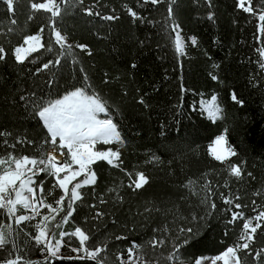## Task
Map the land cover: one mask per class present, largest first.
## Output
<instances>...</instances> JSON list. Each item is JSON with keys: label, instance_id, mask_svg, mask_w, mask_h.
Segmentation results:
<instances>
[{"label": "trees", "instance_id": "1", "mask_svg": "<svg viewBox=\"0 0 264 264\" xmlns=\"http://www.w3.org/2000/svg\"><path fill=\"white\" fill-rule=\"evenodd\" d=\"M32 2L43 0H14L11 10L6 0H0V47L5 50L0 59V132L11 134L0 136V155L39 156L52 147L43 144L50 136L38 109L77 88L101 98L107 111L98 118H110L123 140L122 145H96L94 150L119 148V167L103 160L91 166L96 182L79 189L82 198L73 205L69 221L55 229L56 239L60 231L81 227L90 237L86 247L107 245L100 253L104 264H118L117 255L125 253L133 241L142 245L138 252L149 264H172L167 256L191 235L181 232L187 228L195 235L179 248L183 264L234 245L244 221L230 222L232 212L252 218L264 210V61L258 51L264 49V22L259 20L264 2L251 0L249 5L246 0L245 7H252L253 14L240 8L238 0H161L157 4L57 0L61 14L55 18L32 10ZM128 8L140 19H134ZM175 25L184 42L183 55L175 49ZM53 27L73 46L71 54L60 55ZM37 33L44 47L18 62L13 49ZM49 61L53 63L44 69ZM233 93L240 102L232 99ZM213 95L222 111L212 121L197 103ZM223 134L237 153L229 163L241 165L240 177L231 175L226 163L209 154L208 146ZM13 144L15 149L9 147ZM136 172L148 177L139 189L129 187ZM35 179L43 182L45 194L52 191L46 202L56 207L54 198L63 192L53 190L55 179L45 174ZM190 180L194 183L186 186ZM206 183L211 193L204 188ZM222 196L233 204H226ZM237 203L241 208H235ZM256 205L260 207L253 211ZM47 211L42 208L40 216L19 225H11L8 215L0 211V228L11 225L10 233L4 228L10 242L0 248V261L20 256L18 264H97L79 256L34 260L44 257L43 246L32 239L37 231L34 225ZM67 211L66 199L64 212L49 227ZM97 212L103 215L97 217ZM260 224L249 249L238 253L241 264H264V219ZM154 236L165 243L153 248L148 242ZM257 252H261L258 259Z\"/></svg>", "mask_w": 264, "mask_h": 264}, {"label": "snow or ice", "instance_id": "2", "mask_svg": "<svg viewBox=\"0 0 264 264\" xmlns=\"http://www.w3.org/2000/svg\"><path fill=\"white\" fill-rule=\"evenodd\" d=\"M9 9L13 8L14 0H6ZM63 2V0H61ZM152 4H157L161 0H145ZM174 2V0H171ZM246 0H239V7L243 8L246 12L255 14V10L252 7H245ZM248 4H251V0H247ZM264 2V0H262ZM34 11L43 10L50 13L51 18L58 17L61 14L60 4L57 0H43V2H32L30 5ZM129 14L134 19H140L138 14L131 8L127 9ZM89 14H92L91 9H86ZM172 14V8L169 7V15ZM114 16H106L105 19H115ZM259 20L264 22V9L260 10ZM179 25H175L173 31L176 32L175 36V49L178 54L183 55V41L179 34ZM43 30L41 29V32ZM261 31L264 32V23L261 24ZM53 33L55 36V43L59 44L62 51L61 56L71 54L72 45L67 44L66 37L61 34L59 30L53 27ZM42 37L40 33L35 35H29L24 38V44L15 48V58L18 62H23L31 53L38 51L39 48H43L44 44L41 42ZM195 43V38H193ZM81 49H85V45H76ZM51 50V48H49ZM4 49L0 47V59L4 58ZM260 56L264 57V49L258 50ZM53 61H49L43 65L44 69H47ZM55 63L59 64L60 60L57 59ZM264 68V63L261 64ZM41 69H38V71ZM216 77H213L215 79ZM87 79V77H85ZM23 99V97H21ZM232 99L237 101L235 93L232 95ZM217 97L213 95L211 100L204 102V107L208 112V115L213 120L220 117L221 109L216 104ZM240 102V101H237ZM141 103L143 101L141 100ZM107 111L106 104L101 98L93 94H88L86 89L77 88L65 95L62 99L49 102L47 106L40 107L38 109V116L42 120L47 132L50 136V140L46 139L43 144H49L60 149L59 156L54 152L41 151L39 156L37 155H14L9 152L6 156L0 155V211L5 212L9 219L15 218L17 225L25 221L34 220L37 216H40V208H47L49 214L44 215L40 222L34 225L36 235L32 237L37 246L43 245L41 251H47L48 256L45 257L47 261L49 258L57 257L61 247L64 246L63 238L65 236L76 237L79 240L80 247L73 248V252H83L85 255L79 256V259H90L97 262V264H104L100 259V253L105 251L107 245L97 246L94 249L86 247V242L90 239L89 235L84 229L76 226L73 232L60 231V239H56V228H61L63 224L69 221V218L73 213V205L79 201L81 193L79 189L85 185L95 184L96 173L92 169V165L97 161H107L108 164L119 167L120 150L117 148L113 150L108 148L107 150H94L98 143L109 145L112 143L123 144L120 132L117 129L116 124L109 119H98V113H104ZM10 133L0 132V136H8ZM57 138H59V144L57 145ZM18 143H24V141H18ZM31 144V141H27ZM4 144H8L7 140H4ZM43 144L41 147H43ZM9 147L15 149L16 145H10ZM67 150L66 152L64 150ZM209 154L217 161L226 163L228 171L231 175L240 177L242 174V168L239 164L229 163L230 157L237 155L235 149L228 144L226 134L219 135L208 146ZM153 159H158L153 157ZM77 165L78 168H74ZM64 174L61 176V174ZM40 174L55 177L56 183L53 185V190L61 189L63 194L58 199L54 198L56 207H53L52 203H47V197L52 196V191L47 194L44 192L43 182H37L35 179ZM131 178L133 173H127ZM136 179L132 180L129 187L139 189L148 182V177L143 172H136ZM83 176V180L77 181V178ZM73 181H77L73 183ZM194 182L189 181L188 185L191 186ZM69 185H72L69 188ZM204 188L211 193L210 183H206ZM112 191V190H110ZM226 204H233V200L228 197H223ZM67 199V213L62 216L58 223H55L53 227H49L53 221H56L57 216L61 212H64V202ZM238 199V197H237ZM105 201L101 199V203ZM255 204V201H253ZM215 208V204H212ZM259 205L254 207L253 211L259 208ZM235 208H241L240 204H235ZM31 211V215H17L19 211ZM103 213L97 212L96 216H102ZM193 219H196L193 217ZM264 219V210L259 211L258 215L252 218H246L243 212H232V221L243 220L242 230L238 237V240L234 245L228 246L224 251L213 257H199L194 260V264H205L206 261H210V264H217L218 261H222V264H241L238 253L242 250H247L250 247V243L254 239V234L257 229L261 227L260 221ZM253 221H256L253 226ZM9 233L11 232V225H5ZM4 228H0V248H3L10 241L5 235ZM167 231V228L164 229ZM158 231V230H157ZM181 232H186L191 235L183 241L182 245H176L175 251L167 256L169 261H179V264H183V261L179 260V248L189 244L193 236L195 235L192 228L181 229ZM117 239H126V237H117ZM53 240L55 243L53 244ZM153 248L162 246L165 241L163 239H157L155 236L148 242ZM13 247L15 244L13 242ZM142 248V245L136 244L134 241L127 249L129 256L128 264H132L134 250ZM261 251H264L262 249ZM261 252L256 253L258 259ZM117 259L120 264H126L123 257L118 255ZM140 264H149V261L144 260L141 257L136 258ZM22 260V257L17 256L14 260L10 259L4 262V264H18V261ZM24 264H39V262H28Z\"/></svg>", "mask_w": 264, "mask_h": 264}, {"label": "rangeland", "instance_id": "3", "mask_svg": "<svg viewBox=\"0 0 264 264\" xmlns=\"http://www.w3.org/2000/svg\"><path fill=\"white\" fill-rule=\"evenodd\" d=\"M238 3H239V0H238ZM183 41V40H182ZM24 47H28V45H25L24 44V42H23V44H22ZM21 46V45H20ZM183 46H184V42H183ZM16 47H18V46H16ZM15 47V48H16ZM15 48L13 49V54H14V56H15ZM263 61H264V57H263ZM76 90V89H75ZM74 90V91H75ZM64 97V96H63ZM62 97V98H63ZM62 98H60V99H62ZM211 100V98L210 99H207V100H205V99H202V98H200L199 100H198V107H199V109L203 112V114L205 115V116H207L210 120H212L213 121V119L212 118H210L209 117V115H208V112H207V110L205 109V107H204V102H208V101H210ZM98 115H99V113L97 114V118H98ZM98 119H100V118H98ZM102 120V119H101ZM219 136V135H218ZM216 138V137H215ZM215 138L213 139V141L215 140ZM212 141V142H213ZM59 144V138H57V145ZM53 152L54 151V154L55 153H57V154H59L60 153V149L58 148V147H55V149H54V147L52 146V147H50L46 152ZM65 152L67 151L66 149L64 150ZM74 168H78V166L77 165H74ZM64 174L62 173L61 174V176H63ZM54 179H55V177H53ZM83 178L84 177H82V179L81 180H83ZM77 181H80V180H77ZM77 181H73V183H76ZM72 187V185H69V188H71ZM62 192H63V190H62ZM43 208V207H42ZM42 208H40V209H42ZM32 213H31V211L30 210H27V211H25V213H23V215H31ZM47 214H49V212L47 211ZM46 214V215H47ZM10 224L11 225H13V224H15V218H12V219H10ZM58 239H60V238H58ZM53 242V244L55 243V240H53L52 241ZM70 242H73L74 244H72V243H70ZM63 244H64V246L63 247H61V249H60V251H59V253H58V255H57V257H61V256H68V257H74V256H83V255H85L83 252H73L72 251V249L73 248H79L80 247V244H79V240L76 238V237H70V238H68L67 239V241L66 240H63ZM43 246V245H42ZM44 257H42V258H40L39 260L38 259H34L35 261H43V260H45V257L46 256H48V253H47V251H44ZM118 255H120V256H122L123 257V259H124V261L126 262V264H128V262H129V256H128V253H127V249H126V251H125V253H123V254H118ZM117 255V256H118ZM215 256V255H214ZM137 257H141V255H140V253L138 252V250H134V253H133V261H132V264H140V262L136 259ZM203 257H205V256H203ZM206 257H213V256H206ZM197 258H199V257H197ZM12 260H14V259H12ZM118 260V259H117ZM118 262V264H120V261L118 260L117 261ZM0 264H4V262H1L0 261ZM172 264H179V261H172ZM194 264V263H193ZM205 264H210V261H206L205 262ZM217 264H222V261H218L217 262Z\"/></svg>", "mask_w": 264, "mask_h": 264}, {"label": "bare ground", "instance_id": "4", "mask_svg": "<svg viewBox=\"0 0 264 264\" xmlns=\"http://www.w3.org/2000/svg\"><path fill=\"white\" fill-rule=\"evenodd\" d=\"M52 152V151H51ZM54 152V151H53ZM55 155L59 156V154L55 153Z\"/></svg>", "mask_w": 264, "mask_h": 264}]
</instances>
